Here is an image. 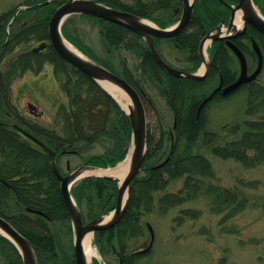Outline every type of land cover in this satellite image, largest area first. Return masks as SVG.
I'll return each mask as SVG.
<instances>
[{
	"label": "trees",
	"instance_id": "16d2710c",
	"mask_svg": "<svg viewBox=\"0 0 264 264\" xmlns=\"http://www.w3.org/2000/svg\"><path fill=\"white\" fill-rule=\"evenodd\" d=\"M47 1L39 0L26 5L40 4L20 11L13 20L15 10L0 15V45H4L0 49V217L29 241L38 264H75L73 252L68 251L67 245H61L56 234L59 223L67 222L68 225L70 221L61 199L60 182L45 149L55 153L60 173L58 160L62 156H76L81 165L110 168L125 158L131 142V129L128 117L119 105L93 80L63 61L50 45L48 21L54 10L67 0ZM97 1L144 18L162 29L178 21L182 9L181 0ZM223 1L231 4L235 0ZM255 3L264 14L263 0H255ZM197 7L204 10L203 16L197 14ZM225 12L218 0H200L195 4L188 28L165 40L185 52V61L192 66L184 71L195 72L198 69L201 63L199 42L210 28L225 21ZM83 20L95 23L103 51L110 56V60L98 58L71 34L69 25ZM61 33L82 54L124 79L144 101L151 100L149 90L157 91L158 95L160 93L174 118L168 153L163 149L167 125L162 116L157 115L158 127L154 134L147 128L146 157L139 174L130 184L124 217L115 227L94 234L101 256L112 250V254L117 252L119 264H133L142 255L127 253L125 240L140 235V220L153 211L154 194L164 192L171 180L185 176L181 190L164 192L158 197L161 210L198 197L200 178L210 169L209 160L199 154V143L209 148L213 155L232 159L246 168L264 166V87L254 82L245 85L248 87L245 114L249 119L241 125L225 126L226 132L218 135L203 129L202 110L197 117L201 100L197 96L189 97L187 90L190 88L185 91L180 88L188 83L191 88L197 89L204 82L168 75L155 63L143 39L135 33L85 15L66 19ZM252 33L264 39L263 35L250 28L247 34L251 37ZM35 44H44L45 48L34 52ZM244 52L247 50L244 49ZM208 53L209 76L219 72L225 85L233 82L237 73L232 69L230 52L224 43L213 42ZM45 63L53 66L65 96V102H61L56 112L57 119L52 129L38 124L36 115H24L11 98L12 83L27 72H39ZM14 125L33 136L42 146ZM227 137L230 139L227 140ZM102 142H109L110 145L101 152L95 151V147ZM165 153L167 155L160 159L159 154ZM71 194L86 223L114 210L117 186L113 180L89 177L72 187ZM236 195L237 192L233 191L227 196L222 194L223 199L228 200H233ZM246 200L238 202L236 208L242 210ZM0 264H22L15 246L2 235Z\"/></svg>",
	"mask_w": 264,
	"mask_h": 264
},
{
	"label": "rangeland",
	"instance_id": "374dc122",
	"mask_svg": "<svg viewBox=\"0 0 264 264\" xmlns=\"http://www.w3.org/2000/svg\"><path fill=\"white\" fill-rule=\"evenodd\" d=\"M36 1L39 0H0V15L16 11L18 7H24ZM122 1L129 2L130 0ZM198 2L200 0H195L194 4ZM236 2L237 0H235ZM252 2L256 11L264 17L255 0H252ZM220 7L225 9L222 3H220ZM197 9V14L203 16V10L198 7ZM225 13V21L218 25L223 30L222 33L225 32L224 30L230 18L229 11L226 10ZM239 17L238 14L236 19ZM69 27L71 34H74L95 56L102 60H110V56L103 51L99 31L93 21L83 20L75 25H69ZM251 37L258 43L264 56V39L253 33ZM67 43L77 52H80L69 41ZM246 44L247 52L245 55L248 70L251 73L257 66V59L252 53H249V51L251 52V42L246 41ZM33 47L36 48L38 45L35 44ZM210 47L211 44L204 50L207 60H209L208 51ZM158 48L163 58L172 67L184 70L192 66L185 61V52L180 51L170 42L159 40ZM80 54L82 53L80 52ZM1 56L2 54H0ZM229 58L232 69L238 75V60L231 52ZM202 68L200 63L196 73H200ZM203 82L201 88L193 89L188 83L182 84L180 88L183 91L190 88L187 90L189 97L197 96L202 101L217 87L219 83L218 72L212 73ZM254 83L264 87V64ZM148 95L151 96L153 104L151 100L148 102L142 99L146 114V127L154 134L158 127L159 117L157 115L162 116L167 125L163 149H166L168 153L171 146L170 131L175 126L173 125L174 118L171 108L165 97L161 96L160 93L159 96L157 91L149 90ZM11 98L24 115H36L38 124L49 129L54 128L58 107L61 102H65V96L60 90L59 80L56 78L53 66L49 63L43 64L37 73L27 72L21 78L16 79L11 85ZM247 98V86L241 87L226 97L215 96L202 109L203 129L221 135L226 132L225 126L241 125L249 119L245 114ZM128 101L131 104L129 99ZM226 139L229 140L230 137ZM217 141L220 143L219 139ZM108 145H110L109 142H102L95 147V151L100 150L101 152ZM130 148L131 142L125 158L114 167L100 169L111 170L124 163L129 157ZM199 150V154L209 160L210 169L204 177L200 178L201 190L198 197L174 208L161 210V206L157 202L158 197L164 192L176 193L181 190L185 176L171 180L164 192L154 194V209L142 216L140 235L134 239L125 240L127 253L144 250L150 245L151 233L149 227L152 229L151 248L135 259L133 264H264V166L246 168L232 159H222L213 155L209 148L201 143H199ZM194 152H196V149H194ZM166 155V153L159 154V158H164ZM58 164L61 172L68 174L78 168L81 161L73 155L62 156L59 158ZM152 164L155 163L152 162ZM230 191L237 192L234 199H223L222 194L227 196ZM244 199H247L246 206L242 210L236 208L237 203ZM69 224L67 225V222L59 223L56 226V234L61 245H67L68 251H72L73 234L72 229L69 230V226L71 227ZM90 247L94 254L88 260L90 264L95 262L97 264H119L116 258L117 252L112 254V250H108L103 254L105 256H101L100 246L96 243L94 235L90 238Z\"/></svg>",
	"mask_w": 264,
	"mask_h": 264
},
{
	"label": "water",
	"instance_id": "95a60500",
	"mask_svg": "<svg viewBox=\"0 0 264 264\" xmlns=\"http://www.w3.org/2000/svg\"><path fill=\"white\" fill-rule=\"evenodd\" d=\"M49 1L46 3H49ZM181 2L182 11L178 22L167 29L159 28L146 19L132 13L113 9L97 0H67L54 10L48 21L47 32L50 45L63 61L93 80L112 97L118 105L119 103L117 100L106 88H104L103 84L112 90L116 89L121 91L131 102L128 111H125L131 129V148L129 157H127V159L129 158V168L120 182L111 175L93 174L92 172L101 169L90 165H81L74 171L62 175L57 167L55 153L44 148L51 157L53 172L60 182V195L67 211L73 234V255L75 264H90L83 248V241L86 236H93L95 232L109 230L115 227L124 217L128 203L130 184L139 174L146 157V114L138 93L130 84L99 63L82 54L78 55L74 53L66 46L65 42L67 41L62 36L61 27L66 19L74 15L90 16L123 27L143 39L155 63L168 75L174 78H187L195 81H203L207 77L210 68L209 62L204 57V44L207 41L209 43L226 41L227 46L238 59L240 66L239 76L233 83L224 88H222V82H220L219 86L199 105L197 110L198 116L201 109L211 101L219 91L222 96L230 95L243 85L253 82L260 74L263 66V57L257 43L252 41L253 51L258 58L257 67L252 74L248 75L246 59L243 53L231 42V40L239 35H243L248 26H251L260 34L264 35V17L256 11L252 0H238L237 4L234 6L226 4V7L230 10V18L226 32L222 35L221 28L217 27L202 38L198 46V53L202 60L203 71L201 73H192L171 67L163 59L155 43V39H169L179 35L190 25L193 19L195 0H181ZM37 6H40V4L32 7H18L12 20L20 11L32 9ZM237 14L240 15L241 20L240 29L236 28L234 24ZM42 49H44V44L39 45V47L35 48L33 51L38 52ZM14 127L21 131L26 137L42 146L33 136L22 131L15 125ZM89 172L92 174L86 175V173ZM89 177L115 181L117 183V196L115 208L108 216H101L84 223L80 210L74 202L70 191L76 182ZM149 230L151 233V243L148 248L140 251V254L148 252L152 245L153 232L150 227ZM0 235L7 238L15 246L22 259V264H38L34 250L29 241L2 217H0Z\"/></svg>",
	"mask_w": 264,
	"mask_h": 264
},
{
	"label": "bare ground",
	"instance_id": "6f19581e",
	"mask_svg": "<svg viewBox=\"0 0 264 264\" xmlns=\"http://www.w3.org/2000/svg\"><path fill=\"white\" fill-rule=\"evenodd\" d=\"M235 24L237 27H239L241 25V20L240 17L237 18L235 20ZM208 41L204 44V49L205 47L208 45ZM66 46L73 51L74 53H77L78 55H81L80 53H78L71 45H69L67 42H65ZM205 55V53H204ZM104 88H106L111 95L117 100V102L119 103V105L121 106V108L124 111H128V108L130 106V103L128 101V97L123 94L121 91L116 90V89H110L107 86H105V84H103ZM129 168V158L122 164H120L118 167H116L115 169H111V170H98L95 172H92L93 174H101V175H111L113 177H115L119 182L124 178V176L126 175L127 171ZM91 172L86 173L87 174H92ZM90 238L91 236L88 235L85 237L84 241H83V248H84V252L86 255L87 260H89V258L91 256H94L92 249L90 247Z\"/></svg>",
	"mask_w": 264,
	"mask_h": 264
},
{
	"label": "flooded vegetation",
	"instance_id": "af4514ba",
	"mask_svg": "<svg viewBox=\"0 0 264 264\" xmlns=\"http://www.w3.org/2000/svg\"><path fill=\"white\" fill-rule=\"evenodd\" d=\"M219 2L221 1V0H218ZM224 2V3H223ZM237 2H238V0H237ZM237 2L235 3V1L234 2H232L231 4H228V3H226L225 1H221L220 3H222L223 4V6L225 7V9L226 10H228L229 11V17H230V10L226 7V4H228V5H230V6H234V5H236L237 4ZM235 3V4H234ZM203 10V9H202ZM203 12H204V10H203ZM205 13V12H204ZM223 23V22H222ZM221 24V23H220ZM218 27V25H216V26H214V27H212V28H210L209 29V31L208 32H210V31H212V30H214L215 28H217ZM251 27L250 26H248L247 27V29H246V31H245V33L243 34V35H239V36H237V37H235L233 40H231L232 41V43L233 44H235L240 50H242V52L244 53V55L246 54L245 52H244V49H246V47H247V44H246V41H248V42H251V44H252V37H250L247 33H248V31H249V29H250ZM207 32V33H208ZM257 32V31H256ZM206 33V34H207ZM205 34V35H206ZM204 35V36H205ZM156 40V43L158 44V42H159V40L160 41H164V40H161V39H155ZM218 42H222V43H224V45L227 47V44H226V41H218ZM4 45H0V49H1V47H3ZM260 50H261V52H262V49L260 48ZM161 52V51H160ZM249 53H252L253 54V56H255L256 57V59H257V56L254 54V52L252 51V47H251V52L249 51ZM262 55H263V52H262ZM246 56V55H245ZM264 59V58H263ZM211 68V67H210ZM209 72H210V70H209ZM208 72V73H209ZM248 74H250L249 73V70H248ZM218 75H219V83H218V85H217V87L219 86V84H220V82H222V88H224V87H226V86H228L229 84H231V83H228V84H224L223 83V80H222V75L218 72ZM238 75H239V73H238ZM238 75L236 76V78L238 77ZM209 77V74L207 75V78ZM206 78V79H207ZM236 78H235V80H236ZM234 80V81H235ZM233 81V82H234ZM216 87V88H217ZM215 88V89H216ZM214 89V90H215ZM213 90V91H214ZM212 91V92H213ZM215 96H221V92L219 91Z\"/></svg>",
	"mask_w": 264,
	"mask_h": 264
}]
</instances>
